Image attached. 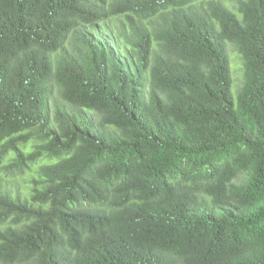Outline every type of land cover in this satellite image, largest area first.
Wrapping results in <instances>:
<instances>
[{
    "label": "trees",
    "instance_id": "obj_1",
    "mask_svg": "<svg viewBox=\"0 0 264 264\" xmlns=\"http://www.w3.org/2000/svg\"><path fill=\"white\" fill-rule=\"evenodd\" d=\"M0 264H264V0H0Z\"/></svg>",
    "mask_w": 264,
    "mask_h": 264
},
{
    "label": "rangeland",
    "instance_id": "obj_2",
    "mask_svg": "<svg viewBox=\"0 0 264 264\" xmlns=\"http://www.w3.org/2000/svg\"><path fill=\"white\" fill-rule=\"evenodd\" d=\"M236 48L234 46H232L230 48V52H231V55H233V62L235 64L236 67H238V64L240 67L237 68L238 72H237V80L236 81V86L238 87V85L240 84V77L241 75L239 73L242 72V60H241V57L239 56V54L236 52ZM232 69L234 70V65L232 64ZM233 91H234V94L235 96L237 97V92H236V89H235V86H233Z\"/></svg>",
    "mask_w": 264,
    "mask_h": 264
}]
</instances>
